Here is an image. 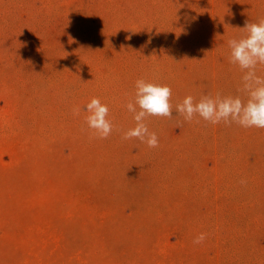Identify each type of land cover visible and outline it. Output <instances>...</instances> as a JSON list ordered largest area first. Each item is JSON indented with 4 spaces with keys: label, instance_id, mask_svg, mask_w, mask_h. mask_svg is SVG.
I'll list each match as a JSON object with an SVG mask.
<instances>
[{
    "label": "rangeland",
    "instance_id": "1",
    "mask_svg": "<svg viewBox=\"0 0 264 264\" xmlns=\"http://www.w3.org/2000/svg\"><path fill=\"white\" fill-rule=\"evenodd\" d=\"M261 18L264 0H0V264H264V128L176 112L247 100L227 42ZM139 79L172 92V118L144 120L156 148L122 139Z\"/></svg>",
    "mask_w": 264,
    "mask_h": 264
},
{
    "label": "clouds",
    "instance_id": "2",
    "mask_svg": "<svg viewBox=\"0 0 264 264\" xmlns=\"http://www.w3.org/2000/svg\"><path fill=\"white\" fill-rule=\"evenodd\" d=\"M243 29L246 32L244 37L230 39L227 43L230 63L238 65L242 71L246 70L242 77L241 91L247 94V100H242L240 96H222L217 93L215 97L202 96L196 101L188 95L176 105V112L185 121L191 122L199 116L212 125L223 122L226 125L236 123L244 128H264V77L256 74L257 64H264V18L258 23L246 22ZM135 89L134 102L127 103L126 108L133 114L136 124L123 133L122 139L137 138L148 147L156 148L159 146L158 136L149 131L144 120L149 116L172 118L171 88L139 79ZM86 110L89 115L85 121L88 128L94 130L93 136L107 139L113 131V124L107 119L108 106L94 97L86 105ZM73 114L78 115L79 109L74 108ZM240 183L245 184L246 181L241 180ZM205 239L206 234L201 233L193 243L201 244Z\"/></svg>",
    "mask_w": 264,
    "mask_h": 264
}]
</instances>
